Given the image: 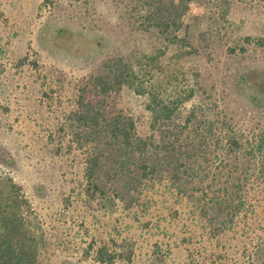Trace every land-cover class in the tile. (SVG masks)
<instances>
[{
	"label": "rangeland",
	"instance_id": "obj_1",
	"mask_svg": "<svg viewBox=\"0 0 264 264\" xmlns=\"http://www.w3.org/2000/svg\"><path fill=\"white\" fill-rule=\"evenodd\" d=\"M151 1L170 0H0V144L15 153L14 174L45 216L64 221L83 245L91 242L90 232H111L133 244L131 264H247L248 249L264 238V189L251 163L246 202L232 219L203 210L211 186L200 187L179 170L182 179L174 180L175 161L164 155L171 150L160 154L163 164L151 178L129 189L123 178L109 183L110 193L124 196L115 197L113 208L98 197L84 200L83 155L69 147L66 116L81 80L119 56L164 100L195 88L185 105L201 106L205 114L196 132L184 131L183 145L197 144L204 132L213 142L227 122L245 132L264 126V105L254 106L248 92L231 86L242 66L264 68V0H189L182 26L165 33L148 27ZM171 16L177 17L173 7ZM147 100L125 87L118 106L133 116L140 134L157 140L166 122L152 125ZM174 122L169 126L179 128L181 118ZM211 147L188 146L192 155L184 153L181 161L206 166L207 155L199 154ZM238 159L236 175L242 176L250 161ZM213 170L207 179L218 177ZM36 183L44 185L45 195L35 192ZM65 195L72 200L68 207Z\"/></svg>",
	"mask_w": 264,
	"mask_h": 264
},
{
	"label": "trees",
	"instance_id": "obj_2",
	"mask_svg": "<svg viewBox=\"0 0 264 264\" xmlns=\"http://www.w3.org/2000/svg\"><path fill=\"white\" fill-rule=\"evenodd\" d=\"M188 1L177 0L175 3L170 0L165 4L151 1L145 12L148 27H156L160 33L179 29L182 17L189 8ZM172 7L176 18L171 16ZM231 86L237 93L248 92L254 106L264 105V68L242 66L236 70ZM125 87L136 94L147 95L145 107L150 111L152 125L166 122L160 127V138L157 140L153 135L140 134L133 116L118 106V97ZM194 94L195 88L189 86L178 98L164 100L151 84L144 82L134 64L123 60L122 56L106 63L98 73L81 80L75 104L66 116V132L70 134L69 147L75 145L83 155L81 181L84 180L83 185L88 191L84 200L89 202V199L98 197L99 204L113 208L117 200L115 197L123 199L124 196L114 188V192L110 193L107 185L123 178L129 189L130 185H136L141 179L151 178L163 164L160 154L171 150L173 154L164 155L171 156L168 161H175L170 162L174 180L182 179L179 170L188 173L191 182L200 187L203 184L211 186V192L204 197L203 210L205 206L229 219L239 214L246 202L244 193L250 177V163L264 189V126L245 132L227 122V127L218 128L213 142L207 140L204 132L197 144L183 145L184 131L196 132V125L201 123L198 118L205 114L201 106L193 104L186 107V101ZM176 118H181V124L173 129L169 122L176 124ZM211 144L213 147L209 150L204 148L199 154L201 157L206 154L210 164L203 166L199 162L194 167L181 161L184 153L188 156L191 154L188 146L202 148ZM182 147H185L184 150ZM175 150L179 153L176 154ZM195 157L197 160L200 158L198 153ZM238 158L250 161L245 165L242 176L236 175L240 167ZM212 165L213 171H218V177L211 180L207 176ZM17 167L15 153L0 144V169L3 170L0 173V264L132 263L133 244L125 236H116L111 232L94 236L90 232L91 242L83 245V237L77 238V234L64 221L53 218L51 214L46 217L43 206L32 199L25 185L16 178L14 173ZM194 176H197L196 180H193ZM34 190L38 194L47 193L43 184L36 183ZM71 201L70 195L63 196L64 207H68ZM130 204L131 199L127 201V205ZM157 249L158 244L154 249L156 253ZM247 258V264H264V238L248 249Z\"/></svg>",
	"mask_w": 264,
	"mask_h": 264
}]
</instances>
